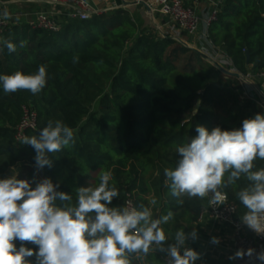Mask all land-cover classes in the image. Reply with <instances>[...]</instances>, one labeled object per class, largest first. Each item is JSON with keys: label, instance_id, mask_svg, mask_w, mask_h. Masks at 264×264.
I'll return each mask as SVG.
<instances>
[{"label": "trees", "instance_id": "1", "mask_svg": "<svg viewBox=\"0 0 264 264\" xmlns=\"http://www.w3.org/2000/svg\"><path fill=\"white\" fill-rule=\"evenodd\" d=\"M57 20L61 25L57 32L10 21L0 33V41L17 45L14 53L0 45V75L34 74L40 65L48 74L46 87L37 95L26 90L5 94L0 86V160L18 170V179L50 178L59 191L73 196V202L76 188L96 186L100 174L111 171L110 184L120 193L111 206H125L128 198L137 207L148 205L155 197L154 217L174 213L162 225L169 238L166 247L174 242L176 230L191 232L211 199V194L204 199L184 197L179 205L170 195L164 169L175 168L177 148L197 135V125L231 130L241 127L245 118L264 113L253 100L242 106L225 96L234 95L240 77L223 73L169 35H147L142 22L127 9L86 20L67 15ZM208 34L242 75L264 72V0H226ZM21 41L26 42L23 48ZM222 80L230 85L220 88ZM27 104L38 113V127L28 136L38 135L49 120L57 119L74 132V143L49 154L52 166L39 171L34 149L17 144L15 138ZM246 107L253 112L244 117ZM255 165L264 167V160ZM245 183L241 179L222 190L236 205L239 219L245 209L235 192ZM132 264H165V260L156 250L144 259L133 257Z\"/></svg>", "mask_w": 264, "mask_h": 264}, {"label": "clouds", "instance_id": "2", "mask_svg": "<svg viewBox=\"0 0 264 264\" xmlns=\"http://www.w3.org/2000/svg\"><path fill=\"white\" fill-rule=\"evenodd\" d=\"M3 18H10L7 9ZM0 45L9 53L17 50L10 40ZM25 45L21 41L19 46ZM47 76L46 67L40 65L34 74L0 75V86L5 94L26 90L37 95L46 87ZM195 130L197 135L177 148L175 168L164 169L170 195L182 205L184 197L204 199L211 194L209 203L222 205L227 200L222 190L243 179L245 185L235 192L245 209L240 220L264 236V167L255 165L256 160H264V114L245 118L241 127L231 130L202 125ZM73 143V129L59 119L49 120L38 135L22 138V144L36 153L37 171L52 166L49 154ZM112 180V172L103 171L96 186L75 189L73 202V196L59 191L50 178L27 180L13 174L0 179V264H132L133 257L144 259L156 250L169 257L166 264H195L201 259V253L186 246L188 240L198 238L195 228L190 233L176 230L174 242L165 247L169 238L162 225L174 213L154 217L155 197L148 205L111 206L120 195ZM210 242L218 245L220 239L212 237ZM245 256L264 264V250L254 248L238 249L229 259Z\"/></svg>", "mask_w": 264, "mask_h": 264}, {"label": "built area", "instance_id": "3", "mask_svg": "<svg viewBox=\"0 0 264 264\" xmlns=\"http://www.w3.org/2000/svg\"><path fill=\"white\" fill-rule=\"evenodd\" d=\"M52 6L50 12L41 11L35 13L34 17L29 20V24L34 28H41L50 31H60L61 25L57 20L64 14L63 10L67 9V16L72 19H90L95 14L104 13L101 10H95L85 0H48ZM226 0H136L138 4H142L147 12L154 16L155 14L167 19L169 31L167 35L178 41H185L191 47L192 44L184 40L188 36L192 42L194 39L198 41L199 47L196 49L203 52L206 49V42L210 43L208 30L211 24L217 20ZM61 8V9H59ZM63 9V10H62ZM118 9L112 8L111 10ZM10 20H5L0 15V33H2L9 25ZM166 36V35H165ZM212 43V42H211ZM194 48V47H193ZM200 48V49H199ZM225 68L233 72H239L232 60L226 56L222 60H218ZM244 76V75H243ZM248 79H258L264 82V72L245 75ZM245 77V78H246ZM247 80V79H245ZM264 84V83H263ZM264 98V97H263ZM262 102L260 107L264 109V99L259 98ZM258 102V100H254ZM38 127V113L31 105L23 106L21 120L16 128V142L22 144V138L28 136L31 130H36ZM222 205L208 204V211L213 218L221 223L226 224L232 229L234 235V244L236 249L254 248L257 252L264 250V236L257 235L253 231L242 224L237 217V207L229 199ZM135 206L132 198H128L125 206ZM169 259L164 256L165 264ZM197 264V263H195ZM233 264H260V261L249 259L245 256L243 259L238 258Z\"/></svg>", "mask_w": 264, "mask_h": 264}, {"label": "crops", "instance_id": "4", "mask_svg": "<svg viewBox=\"0 0 264 264\" xmlns=\"http://www.w3.org/2000/svg\"><path fill=\"white\" fill-rule=\"evenodd\" d=\"M95 10L103 12L112 11V8H124L129 10L135 17L142 22V29L147 35L155 38H161L167 35L169 28L167 19L158 14L152 16L147 12L142 4H138L136 0H85ZM52 6L48 0H0V15L3 16L5 9L10 13L9 20L11 22L26 21L29 22L37 12H50ZM61 9V8H59ZM63 10V9H62ZM64 14L59 17L63 19L67 15V9L63 10ZM152 27V28H151ZM151 29V30H150ZM251 86L254 90L256 98L264 99V84L258 79H253ZM245 81V80H244ZM248 81V80H247ZM252 81V80H251ZM204 209L199 221L192 227L191 232L195 228L198 238L188 240L187 247H191L201 253V259L196 261L197 264H233L237 259H229L236 251L234 244V235L232 229L224 223L219 222ZM218 237L220 243L212 244L211 238ZM162 253L163 257L166 253Z\"/></svg>", "mask_w": 264, "mask_h": 264}, {"label": "rangeland", "instance_id": "5", "mask_svg": "<svg viewBox=\"0 0 264 264\" xmlns=\"http://www.w3.org/2000/svg\"><path fill=\"white\" fill-rule=\"evenodd\" d=\"M51 10H52V8L50 9V11ZM183 39L189 41L192 44V47H194V48H197V47H199V45H201V44H198V41H195L196 39H194L192 42V40L188 36H185ZM206 46H207L206 49L203 50V52L206 55L212 57L213 59H215L217 61L218 60L221 61L222 58L225 57V55L221 51L216 49V47L213 45V43L206 42ZM245 77H246L245 75L240 77V82L236 85V87H234V95L232 93V94H226L225 96L229 100H233L236 98L241 103L240 105H242V106H246L250 100H253V101L258 100L257 103L260 105L262 102L260 101L259 98H256L254 96V90H253L251 83H250V82L254 81L253 78L248 79L247 77L246 78ZM245 79H247L248 81ZM222 83L223 84H218L220 86V88H225L227 85H230V83L228 84L227 81H225V80H222ZM232 85H234V84L232 83ZM260 109H261V112L264 113V109L261 107H260ZM224 112H225V110L221 111V113H224ZM243 112H244V117H245V116H248L247 114H249L250 112H253V109H251L250 107H246V108H244ZM13 174L18 176V170L15 167L10 166L7 163V160H0V179L10 177Z\"/></svg>", "mask_w": 264, "mask_h": 264}, {"label": "water", "instance_id": "6", "mask_svg": "<svg viewBox=\"0 0 264 264\" xmlns=\"http://www.w3.org/2000/svg\"><path fill=\"white\" fill-rule=\"evenodd\" d=\"M181 43L184 44L186 47H189V48H192V49L196 50L198 53H200L201 55H203L207 60H209L211 63H213L223 73L228 74V75L237 76V77H242L243 76L240 72H233V71L228 70L219 61H217V60L213 59L212 57L206 55L204 52H202V51H200V50H198L196 48L191 47L187 42L181 41ZM250 55L251 54L248 51L247 52L248 60L250 59ZM157 215H159V214H156L155 216H157Z\"/></svg>", "mask_w": 264, "mask_h": 264}]
</instances>
